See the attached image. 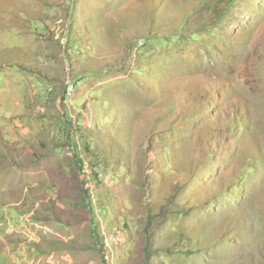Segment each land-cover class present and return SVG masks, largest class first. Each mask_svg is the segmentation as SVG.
Segmentation results:
<instances>
[{
	"label": "rangeland",
	"instance_id": "obj_1",
	"mask_svg": "<svg viewBox=\"0 0 264 264\" xmlns=\"http://www.w3.org/2000/svg\"><path fill=\"white\" fill-rule=\"evenodd\" d=\"M0 53V264H264V0H0Z\"/></svg>",
	"mask_w": 264,
	"mask_h": 264
},
{
	"label": "crops",
	"instance_id": "obj_2",
	"mask_svg": "<svg viewBox=\"0 0 264 264\" xmlns=\"http://www.w3.org/2000/svg\"><path fill=\"white\" fill-rule=\"evenodd\" d=\"M3 45V43H1ZM5 49V48H3ZM17 57V56H16ZM11 61L10 55H5L0 53V71H4V69L8 68L9 63ZM4 78H6L7 82L6 85L2 84V80L0 79V109H2L1 105L3 103L9 104V99L14 104V109L8 110L10 111L7 115L4 113V124L0 127V140L3 139L2 137V131L3 134L8 136V139H15L18 135L17 127L18 124H23L19 121V119H16L13 121L14 115H20L25 114L26 111V102L29 101H35L36 98L27 99L25 97V91L20 86H18L17 82H14L11 77H9L6 74H3ZM31 96V95H30ZM23 103V105H21ZM11 105V104H10ZM38 108V107H37ZM4 112V109H2ZM14 111V112H12ZM16 123V124H14ZM77 246H74L73 249H68V247H65L63 250L58 251L56 254V258L58 257V263L61 262L64 263H72L75 262V257H72V255L69 252H78L79 249H77Z\"/></svg>",
	"mask_w": 264,
	"mask_h": 264
},
{
	"label": "trees",
	"instance_id": "obj_3",
	"mask_svg": "<svg viewBox=\"0 0 264 264\" xmlns=\"http://www.w3.org/2000/svg\"><path fill=\"white\" fill-rule=\"evenodd\" d=\"M97 176H98V174H97ZM90 202L91 201H89V199H86L85 204L87 205V207L91 211V213L93 212L94 215L96 216V214L98 213V210L99 209H102V208H94V206H92V204L90 206ZM97 222H98L97 221V217H92V220H91V225L92 226L90 227V230L89 231H90V234L95 237V239H97L99 237V235H100L98 233V231H97ZM103 245H104L103 242H101L100 243V246L102 247Z\"/></svg>",
	"mask_w": 264,
	"mask_h": 264
},
{
	"label": "built area",
	"instance_id": "obj_4",
	"mask_svg": "<svg viewBox=\"0 0 264 264\" xmlns=\"http://www.w3.org/2000/svg\"><path fill=\"white\" fill-rule=\"evenodd\" d=\"M29 240H30V241L32 240L31 237H30ZM51 255H52V254H50L49 257H48V259H47V264H54V263H53V259L51 258ZM20 264H35V263L32 262V261H29V260H25V259H24V261L21 262ZM56 264H59V263L57 262ZM60 264H61V263H60Z\"/></svg>",
	"mask_w": 264,
	"mask_h": 264
}]
</instances>
